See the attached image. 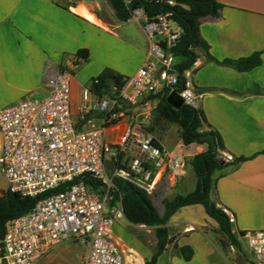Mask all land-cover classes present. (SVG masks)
Returning <instances> with one entry per match:
<instances>
[{
  "label": "crops",
  "instance_id": "obj_1",
  "mask_svg": "<svg viewBox=\"0 0 264 264\" xmlns=\"http://www.w3.org/2000/svg\"><path fill=\"white\" fill-rule=\"evenodd\" d=\"M216 1L223 6L220 16L204 19L200 28L209 49L197 51L202 66L196 72L195 84L202 94L200 108L207 120L204 129L219 133L223 152L236 160L250 158L216 171L211 190L212 201L236 216L231 230L240 248L227 242L202 205L187 206L168 222L169 242L157 264H197L210 259L231 264L230 257L238 264H255L246 256L245 262L238 253L244 247L239 233L264 230V0ZM80 7L89 16L78 12ZM147 49L142 28L133 21H119L112 6H104L102 0H0V110L27 97L45 98L48 71L74 62L80 50H88V61L75 70L71 81L72 117L81 127L84 88L105 75L133 76L143 65ZM258 52L263 53L262 65L250 72H239L208 57L236 61ZM158 102L152 97L133 108L124 121L107 127L104 143L115 147L131 124L141 120L164 148L182 152L188 161L194 158L197 151L193 145L182 144L178 125L155 122ZM89 103L94 105L92 99ZM171 130L179 139L174 147L167 144ZM188 166L184 174L168 175L159 182L154 195L160 197L161 215L165 201L196 190L198 177ZM0 180L7 186L3 177ZM6 189L0 188V194ZM124 219L131 233H123L129 240L113 237L124 251L126 264H146L157 251L158 227L134 225ZM185 246L194 251L189 262L180 252Z\"/></svg>",
  "mask_w": 264,
  "mask_h": 264
},
{
  "label": "built area",
  "instance_id": "obj_2",
  "mask_svg": "<svg viewBox=\"0 0 264 264\" xmlns=\"http://www.w3.org/2000/svg\"><path fill=\"white\" fill-rule=\"evenodd\" d=\"M123 1L131 11L129 21L136 22L146 35V58L133 76L124 79L121 90L113 86L109 95L98 97L92 84L84 88L83 126L72 117L71 81L78 59L48 71L45 98L27 97L0 110V178L6 180L7 191L41 197L31 212L9 221L5 234H0V264H36L55 246L71 239L89 245L84 264H126L124 251L113 237L116 220L125 218L121 201L112 206L115 180L151 196L164 177L186 170V156L160 145L141 120L132 123L115 145L119 154L103 141L107 127L124 121L133 108L153 96L177 92L193 108H200L202 99L195 84L200 59L180 71L171 53L181 37L174 20L176 1L145 0L165 10L158 13L147 11L143 0ZM192 145L197 155L208 150L207 144ZM126 153L130 156L124 161ZM217 156L226 162L236 160L220 148ZM86 175L102 181L104 191H91L83 180ZM217 207L231 225L236 223L229 208ZM239 238L246 241L254 263L264 264V230L245 231Z\"/></svg>",
  "mask_w": 264,
  "mask_h": 264
},
{
  "label": "trees",
  "instance_id": "obj_3",
  "mask_svg": "<svg viewBox=\"0 0 264 264\" xmlns=\"http://www.w3.org/2000/svg\"><path fill=\"white\" fill-rule=\"evenodd\" d=\"M175 1L177 5L173 8L174 20L181 29V37L171 49V53L175 59H180L176 65L180 71H183L189 69L193 62L200 57L198 50L208 51L209 45L202 37L200 28L204 19L208 17L218 18L223 6L216 0ZM143 2L147 11L153 10L156 13L165 11L162 7L153 6V3L145 0ZM109 3L119 21H129L131 11L126 8L123 0H109ZM262 54V52H258L247 58L236 61L225 60L223 62H219L211 56L208 57L219 64L232 66L239 72H250L262 65ZM77 58L80 60L77 62L78 66L88 61V50H80L77 53ZM97 79L99 83L95 84L93 80L91 87L98 97L109 95L113 86L121 90L125 85L124 76L118 74L105 75ZM108 80H111L112 84H109ZM153 98L159 100L155 110V122H168L178 125L179 135L184 146H190L194 143L208 145V150L205 153L198 154L188 161L198 177V185L192 193L177 196L172 201H165V213L161 215L151 201L150 196L132 184L116 179V189L112 192L114 196L112 206L116 205V201H121L125 217L131 224L158 227L156 230L158 238L157 251L147 260L146 264L158 263L159 257L164 253L169 242L168 222L179 209L187 206L202 205L207 215L218 223L219 230L224 234L227 242L240 248L239 240L232 233L228 218L212 201L211 190L214 184L213 176L216 171L230 165H237L250 158H241L234 162H226L218 158L217 149H224L221 136L211 129H204L207 120L201 108H193L183 104L181 108L176 109L168 102L166 92L153 96ZM149 131L152 133L151 128H149ZM261 153L264 154V150ZM83 180L91 191H104L105 185L103 182L93 176L86 175ZM40 199L41 197H24L7 190L3 191L0 194V234H5L9 221L31 212ZM241 234L243 235V232ZM180 252L187 262L194 257V251L189 246L182 247Z\"/></svg>",
  "mask_w": 264,
  "mask_h": 264
},
{
  "label": "rangeland",
  "instance_id": "obj_4",
  "mask_svg": "<svg viewBox=\"0 0 264 264\" xmlns=\"http://www.w3.org/2000/svg\"><path fill=\"white\" fill-rule=\"evenodd\" d=\"M92 1L93 0H85L86 3H91ZM102 4L106 7H110L109 0H102ZM179 61L180 59L178 58L175 59L176 63ZM167 139H168L167 144L169 145V147H174V145H176L179 142L178 136L174 130H171V133L168 134ZM112 151L115 154L120 153L119 149L116 147H112ZM129 156L130 153H126L123 160L126 161L129 158ZM106 160H107V164L111 165L112 158L109 154L106 155ZM188 168L191 171L193 170L191 166H188ZM0 188L2 190H5L7 188L4 180H0ZM150 199L155 204L158 211L161 212L162 206L159 204L160 197L156 195H151ZM116 224L118 225V227H114L113 234L118 235L124 238L126 241H128L129 238L126 237V235L123 233V230L129 233H131V231L128 230L127 222L125 221V219L124 218L117 219L115 222V226ZM243 244H244L243 250H239L238 253L240 254L242 260H244L245 262L247 259L252 261L253 256L248 251L249 248L246 241H243ZM88 252H89V245L87 244V242L83 243L80 240L71 239L69 241L62 242L57 246H55L46 256L41 258L36 264H84ZM245 256L247 257V259H245ZM199 257L201 259V256ZM206 261L200 263V261L198 260L197 264H220L219 262H216V260L213 261L210 259L208 262ZM229 261L231 264H238L235 263V260L233 261L231 257L229 258Z\"/></svg>",
  "mask_w": 264,
  "mask_h": 264
},
{
  "label": "water",
  "instance_id": "obj_5",
  "mask_svg": "<svg viewBox=\"0 0 264 264\" xmlns=\"http://www.w3.org/2000/svg\"><path fill=\"white\" fill-rule=\"evenodd\" d=\"M167 100L176 109L181 108L183 106V104H184L183 98L177 92L171 93L168 96Z\"/></svg>",
  "mask_w": 264,
  "mask_h": 264
},
{
  "label": "bare ground",
  "instance_id": "obj_6",
  "mask_svg": "<svg viewBox=\"0 0 264 264\" xmlns=\"http://www.w3.org/2000/svg\"><path fill=\"white\" fill-rule=\"evenodd\" d=\"M77 10H78V12L83 13V14L89 16V15L87 14V10H86L84 7H80V8H78Z\"/></svg>",
  "mask_w": 264,
  "mask_h": 264
}]
</instances>
